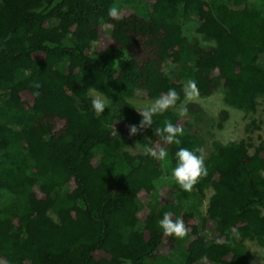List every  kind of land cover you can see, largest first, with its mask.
<instances>
[{
	"label": "trees",
	"instance_id": "1",
	"mask_svg": "<svg viewBox=\"0 0 264 264\" xmlns=\"http://www.w3.org/2000/svg\"><path fill=\"white\" fill-rule=\"evenodd\" d=\"M189 79L200 97L256 111L264 0H0V264H250L246 242L264 246V141L210 139L207 175L180 189L175 152L206 142ZM170 88L177 104L130 135L136 100ZM90 91L110 100L99 116ZM165 120L184 129L179 145L155 134ZM209 190L197 219L193 202ZM165 212L184 238L163 234Z\"/></svg>",
	"mask_w": 264,
	"mask_h": 264
},
{
	"label": "clouds",
	"instance_id": "2",
	"mask_svg": "<svg viewBox=\"0 0 264 264\" xmlns=\"http://www.w3.org/2000/svg\"><path fill=\"white\" fill-rule=\"evenodd\" d=\"M107 16L113 20L122 18L121 11L116 6H110L108 8ZM183 93L186 102L193 101L199 94L196 80L189 79L183 87ZM179 99V94L174 88L168 89L166 94L158 97L142 110H138L142 119L139 126H129V134L136 135L139 130L151 126L153 116L165 113L169 108L174 107ZM92 107L96 115L99 116L104 113L106 102L104 99H93ZM187 113L188 109L186 106L182 105L178 110V115L181 117L186 116ZM155 134L161 137L165 145H179L181 143L180 137L184 134V129L175 125L171 120H165L162 127L155 129ZM145 151L161 161L166 160L169 155L165 148H160L159 151L146 148ZM175 161L176 164L172 169L171 175L184 192H191L198 180L207 175L208 170L205 165V155L202 148L189 149L180 147L175 152ZM158 226L162 229L165 236L184 238L187 235L184 222L179 218L173 220L171 214L167 212L158 221Z\"/></svg>",
	"mask_w": 264,
	"mask_h": 264
},
{
	"label": "rangeland",
	"instance_id": "3",
	"mask_svg": "<svg viewBox=\"0 0 264 264\" xmlns=\"http://www.w3.org/2000/svg\"><path fill=\"white\" fill-rule=\"evenodd\" d=\"M89 96L92 98V100L104 99L106 102V108L110 104V100L107 97L102 96L95 91H90ZM153 101L154 100L141 101L137 99L136 104L138 108L143 109L144 107L150 105ZM191 102L200 104L204 110L202 121L198 124L201 129L202 136H204V140H206L204 155L209 153L208 149H210L212 146L210 139L218 140L219 142L226 144L229 142H238L239 140L250 136V140L248 142H251L254 146H257L260 142L264 141V98L258 99V106L255 112L248 113H245L242 110L226 107L222 102V94L220 93L206 98L200 97L198 95ZM176 110H179V107H177ZM220 110H227L229 114L228 119L224 122L222 129L216 128L218 123V112ZM252 122L255 123L254 125H256L257 128L251 126V132H246L247 125L251 124ZM211 132L214 135H211ZM127 150L133 154H136L140 151V148L135 141H132L127 146ZM252 151L253 149L251 148L250 152ZM211 194L212 191L209 190L206 192V197L204 199L198 198L193 202L196 207L194 213L195 218L201 219V217L204 215L208 198ZM151 201L152 199L149 200V202ZM180 202L183 203V200ZM246 247L250 254V264H264V246L260 247L255 242H246Z\"/></svg>",
	"mask_w": 264,
	"mask_h": 264
}]
</instances>
